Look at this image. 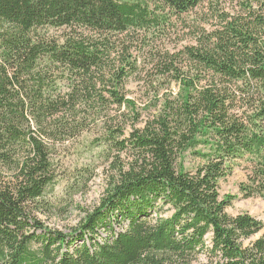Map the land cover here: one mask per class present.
Segmentation results:
<instances>
[{"label":"trees","instance_id":"trees-1","mask_svg":"<svg viewBox=\"0 0 264 264\" xmlns=\"http://www.w3.org/2000/svg\"><path fill=\"white\" fill-rule=\"evenodd\" d=\"M206 1L0 0V264H264L262 222L231 216L221 193L245 161L241 191L264 199V0L218 9L215 28L144 69L130 56L140 32H170ZM84 139L109 163L105 193L79 228L50 229L33 210L58 149Z\"/></svg>","mask_w":264,"mask_h":264},{"label":"rangeland","instance_id":"rangeland-1","mask_svg":"<svg viewBox=\"0 0 264 264\" xmlns=\"http://www.w3.org/2000/svg\"><path fill=\"white\" fill-rule=\"evenodd\" d=\"M217 2L219 5L213 9L212 3ZM236 4H238L237 0H208L187 13L174 16L171 19L170 32L165 34L140 32L139 35L144 36L145 39L136 43L137 47L130 52V56L132 54L134 58H138L142 69L149 64L151 66L155 52L162 48L181 49L186 44L189 45L194 42L198 29L210 30L218 25V20L215 17L218 9L236 12L238 9ZM47 31L53 35L62 32L55 29ZM116 56L117 54L114 53L112 58H116ZM140 86L141 83L136 80V77H131L130 73L125 81L124 92L129 98L140 101L143 95ZM86 143L87 141L84 139L80 145L70 144L58 149L60 152L56 157L58 160L56 162V174H58L56 184L50 194L45 197L47 202L45 207L39 205L33 210V214L50 229L72 232L80 227L82 219L88 212H92L100 205L107 186L106 174H110L107 168L109 163L103 156L96 154L98 150L93 155L87 154ZM186 164L189 166L195 164L194 158L187 155ZM249 172L250 168L246 162L238 161L234 173L221 182V193L224 197L232 195L235 198L227 209L231 216L249 213L261 221L264 226V199L260 196L247 198L241 191V185L249 182ZM113 226L115 231H119L117 225ZM111 234L107 228L102 227L94 235V242H102ZM261 234L262 232L246 240L245 244L248 245L251 241H255ZM85 240L93 242L90 233L86 235ZM81 243L78 242L73 246V249ZM192 264H208V260L204 255H201Z\"/></svg>","mask_w":264,"mask_h":264}]
</instances>
